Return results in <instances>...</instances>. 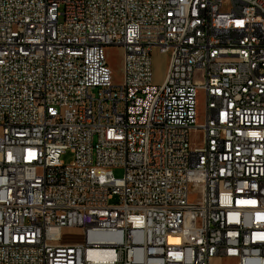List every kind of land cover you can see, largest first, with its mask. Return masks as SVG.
Listing matches in <instances>:
<instances>
[{
  "label": "built area",
  "instance_id": "1",
  "mask_svg": "<svg viewBox=\"0 0 264 264\" xmlns=\"http://www.w3.org/2000/svg\"><path fill=\"white\" fill-rule=\"evenodd\" d=\"M0 264H264V0H0Z\"/></svg>",
  "mask_w": 264,
  "mask_h": 264
},
{
  "label": "rangeland",
  "instance_id": "2",
  "mask_svg": "<svg viewBox=\"0 0 264 264\" xmlns=\"http://www.w3.org/2000/svg\"><path fill=\"white\" fill-rule=\"evenodd\" d=\"M124 52L120 47H109L106 49V58L110 69L112 70V80L114 85H120L124 78ZM170 56L168 54H162L159 52L153 53V71L154 82L156 85H161L165 79V75L168 68ZM205 109V101L203 94L200 92L197 98V112L198 122L203 123V112ZM73 160V155L70 151H67L62 156V162L70 164ZM115 177L122 178L124 176V170L121 168L113 169ZM117 201V200H116ZM115 201V202H116ZM112 202V203H115ZM63 240L68 243H82L84 241V233L79 229L65 230L63 232Z\"/></svg>",
  "mask_w": 264,
  "mask_h": 264
}]
</instances>
